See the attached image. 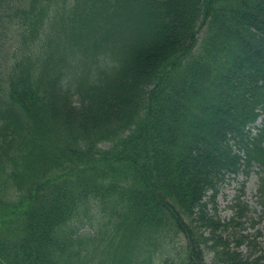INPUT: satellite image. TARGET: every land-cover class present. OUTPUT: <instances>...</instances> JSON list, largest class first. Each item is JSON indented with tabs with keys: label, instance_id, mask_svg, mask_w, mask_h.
I'll list each match as a JSON object with an SVG mask.
<instances>
[{
	"label": "trees",
	"instance_id": "16d2710c",
	"mask_svg": "<svg viewBox=\"0 0 264 264\" xmlns=\"http://www.w3.org/2000/svg\"><path fill=\"white\" fill-rule=\"evenodd\" d=\"M254 165L264 0H0V264H257L209 209Z\"/></svg>",
	"mask_w": 264,
	"mask_h": 264
},
{
	"label": "rangeland",
	"instance_id": "374dc122",
	"mask_svg": "<svg viewBox=\"0 0 264 264\" xmlns=\"http://www.w3.org/2000/svg\"><path fill=\"white\" fill-rule=\"evenodd\" d=\"M66 11L68 12L69 9ZM259 124L261 118L256 122V125ZM259 169L258 165H254L248 175L244 171L238 174H226L219 186L215 201L209 204V209L210 212L216 209L221 223L226 225L219 233L226 239L230 249L240 250L242 257L249 262L264 264V210L258 192L260 174L257 170ZM239 203L248 206L243 215L239 213ZM93 229L98 228L95 225L92 227L86 225L82 231ZM173 243L175 246H183L179 237L174 238ZM211 255V253L207 255L209 261ZM214 264L222 263L214 262Z\"/></svg>",
	"mask_w": 264,
	"mask_h": 264
}]
</instances>
